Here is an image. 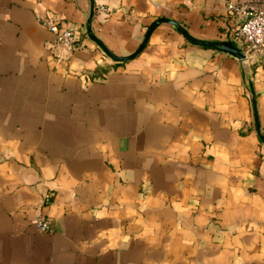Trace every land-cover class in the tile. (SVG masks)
Segmentation results:
<instances>
[{
    "label": "crops",
    "instance_id": "obj_1",
    "mask_svg": "<svg viewBox=\"0 0 264 264\" xmlns=\"http://www.w3.org/2000/svg\"><path fill=\"white\" fill-rule=\"evenodd\" d=\"M228 3L264 6L0 0V264H264V53L161 23L116 61L86 27L93 5L117 55L163 16L226 41ZM48 14L75 26L71 56L50 49Z\"/></svg>",
    "mask_w": 264,
    "mask_h": 264
},
{
    "label": "built area",
    "instance_id": "obj_2",
    "mask_svg": "<svg viewBox=\"0 0 264 264\" xmlns=\"http://www.w3.org/2000/svg\"><path fill=\"white\" fill-rule=\"evenodd\" d=\"M101 11H107L105 6L100 7ZM226 13L235 20L226 35V41L240 48L245 53L247 61L251 59L252 53H264V6H252L243 3H228ZM41 23L53 34V41L50 49L57 51L62 47L67 57L71 56L77 47L75 26L52 14L39 18ZM49 196H45L48 200ZM36 224L39 229L46 231L50 228L49 220L43 215H38Z\"/></svg>",
    "mask_w": 264,
    "mask_h": 264
},
{
    "label": "water",
    "instance_id": "obj_3",
    "mask_svg": "<svg viewBox=\"0 0 264 264\" xmlns=\"http://www.w3.org/2000/svg\"><path fill=\"white\" fill-rule=\"evenodd\" d=\"M93 13H94V8L92 5V8H91V11H90V14L87 18V23H86L88 36L95 43H97V45L104 51L105 54H107V56H109L110 58H112L113 60H116V61L129 60V59H132V58L136 57L137 55H139L141 53V51L146 47L152 31L157 26H159L161 23H167V24H170L171 26H173L190 43L214 48L216 50L223 51V52H227V53L231 54L232 56L236 57L237 59H239L240 61L245 59V53L243 52V50L234 46L230 42L225 41V40H222V41L206 40V39H201V38L195 37L178 21H176L172 18H169V17H165V16L159 17L149 24V26L147 27V29L144 33L142 41L140 42L138 47L132 53H130L128 55H117L111 49H109L101 40H99L95 36V34L93 33V31L91 29V21H92ZM253 110H254V114H255L256 123L258 124L257 109H256L255 100H253Z\"/></svg>",
    "mask_w": 264,
    "mask_h": 264
},
{
    "label": "trees",
    "instance_id": "obj_4",
    "mask_svg": "<svg viewBox=\"0 0 264 264\" xmlns=\"http://www.w3.org/2000/svg\"><path fill=\"white\" fill-rule=\"evenodd\" d=\"M231 43V42H230ZM232 44V43H231ZM249 86H250V88H251V85H250V82H249Z\"/></svg>",
    "mask_w": 264,
    "mask_h": 264
}]
</instances>
